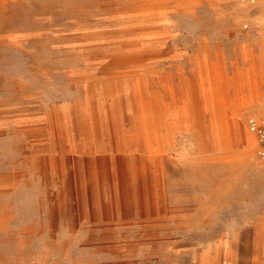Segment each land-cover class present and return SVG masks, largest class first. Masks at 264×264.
Listing matches in <instances>:
<instances>
[{
	"label": "rangeland",
	"instance_id": "1",
	"mask_svg": "<svg viewBox=\"0 0 264 264\" xmlns=\"http://www.w3.org/2000/svg\"><path fill=\"white\" fill-rule=\"evenodd\" d=\"M252 116L264 0H0V264H264Z\"/></svg>",
	"mask_w": 264,
	"mask_h": 264
},
{
	"label": "built area",
	"instance_id": "2",
	"mask_svg": "<svg viewBox=\"0 0 264 264\" xmlns=\"http://www.w3.org/2000/svg\"><path fill=\"white\" fill-rule=\"evenodd\" d=\"M247 124L249 130L256 136V155L264 164V118L249 117Z\"/></svg>",
	"mask_w": 264,
	"mask_h": 264
},
{
	"label": "bare ground",
	"instance_id": "3",
	"mask_svg": "<svg viewBox=\"0 0 264 264\" xmlns=\"http://www.w3.org/2000/svg\"><path fill=\"white\" fill-rule=\"evenodd\" d=\"M138 57H140V56H138ZM136 68V67H135ZM206 69V68H205ZM126 71V70H125ZM142 87V86H141ZM144 88V87H143ZM144 91V90H143ZM143 93V92H142ZM144 101V100H143ZM152 101V100H151ZM177 102V101H176ZM176 109V108H175ZM147 119V118H146ZM138 132V131H137ZM150 133V132H149ZM147 136V135H146ZM149 137H150V135H149ZM152 141V140H151ZM249 141H250V144L253 146V144H254V139H253V137H249ZM149 157H152V156H154L155 155V153H156V151H154V150H152V149H150L149 150ZM162 156V155H161ZM160 164V163H159ZM162 166H163V163H162ZM163 169V168H162Z\"/></svg>",
	"mask_w": 264,
	"mask_h": 264
}]
</instances>
